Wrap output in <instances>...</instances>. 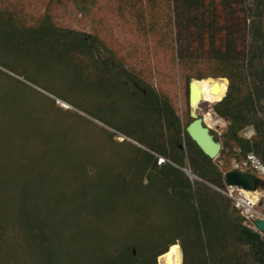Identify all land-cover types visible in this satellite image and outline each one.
<instances>
[{"label":"trees","instance_id":"16d2710c","mask_svg":"<svg viewBox=\"0 0 264 264\" xmlns=\"http://www.w3.org/2000/svg\"><path fill=\"white\" fill-rule=\"evenodd\" d=\"M106 2L122 21H131L146 58L169 55L174 69L169 82L178 79L184 94L181 111L174 94L157 86L93 26L63 22L67 10L90 17ZM3 57L17 67L41 58L59 63L75 73L84 90L102 93L119 87L125 112L113 111L107 122L95 118L114 131L100 128L103 142L76 124L84 120L78 116L66 120L40 108L38 113L72 124V132L91 137L99 153L109 146L126 149L130 168L106 170L92 160L73 164L81 198L72 204L71 219L76 214L81 230H95L81 240L80 232L74 233L66 238L67 247H59L56 242L70 217L57 222L44 217L27 205L26 189L12 207L8 189L25 188L29 179L35 180L26 175L54 166L45 155L60 152L61 143L40 140L42 130L20 122L17 104L34 105L37 91L0 71V254L10 252L18 234L21 241L13 243H24L35 264H158L175 244L182 264H264V231L248 228L222 193L224 173L233 170L234 162L253 154L264 165V0H0ZM209 78L227 80L225 95L212 106L226 123L220 136L211 131L222 143L215 159L186 132L191 121L188 84ZM95 111L103 115L102 109ZM249 128L252 133L245 136ZM117 135L125 139L113 141ZM42 177L36 181H48ZM259 178L264 181V175ZM121 223L129 229L125 233Z\"/></svg>","mask_w":264,"mask_h":264},{"label":"rangeland","instance_id":"374dc122","mask_svg":"<svg viewBox=\"0 0 264 264\" xmlns=\"http://www.w3.org/2000/svg\"><path fill=\"white\" fill-rule=\"evenodd\" d=\"M120 17L114 11L112 4L106 2L97 12H93L90 17L79 18L74 12L67 10L63 17V22L68 25H78L82 28L93 26L99 34L109 41L112 48L117 49L120 54L129 57L132 64H136L144 74L151 76L152 81L157 86L174 94L176 105L181 111L184 104V94L178 79L175 83L171 84L169 82L170 77L174 74L169 55L159 52L154 57L146 58L145 54L147 55L148 52H146L145 45L141 39L134 32V27L130 24L131 21H127V19L122 21ZM141 55L142 58H139ZM31 61L34 60H30V62L26 60V66L17 67L10 58L3 57L2 59L0 58V71L37 91V94H33L31 98L34 105L17 104V112L21 117L20 122L27 128L42 130L45 136L40 137V140L50 139L52 144L59 142L57 145L61 143L62 150L57 153L54 150L47 153L45 161L52 162L54 166L51 167L46 164L38 167L34 173L26 175L27 179L35 177V180L31 181L29 179V183L25 188L21 185L10 186L8 195L13 207L20 199L21 193L26 189L29 194L27 198H24L27 205L40 212L44 217L54 222L62 218L66 219V216L70 217L69 220H66L68 226L64 227L61 231V237L56 242L59 247L60 243L65 248L67 247L65 240L66 238L68 240L70 235L80 232L81 240L95 230V227L91 229L86 227L81 230L83 222H80L81 219L76 214L73 217L74 220L71 219L72 213H74L72 204L78 197L81 198L79 193L81 181L75 176L73 177V170H75L73 164H82L83 161L92 160L106 170L119 168L122 171H127L130 168V157L126 149H114L110 146L105 153L97 152L91 137L77 136L71 130V128H74L72 124L46 118L38 113V109H42L48 115L65 118L66 120L75 116L84 119L76 121V124L79 127L90 128L95 133L96 140L103 142L105 136L102 133V129L104 131H114L95 118L107 122V119L111 118L113 111L118 114L125 112L126 102L125 98H123L124 93L121 92L119 87H108L102 93L90 90L92 87L84 90L78 86V77L75 76L72 70L54 61H47L45 58L35 61L37 64ZM32 65L40 69L39 72H34ZM22 69H27L29 74H25L23 71L20 72ZM13 72L23 74V77ZM24 76L28 77L31 82L25 80ZM1 82L7 83L4 79H1ZM36 105L39 107H36ZM204 105L200 104L196 109L197 114L202 118L204 117L203 108L206 107ZM212 106H210V109L215 117V122L210 127V130L220 136L226 123L213 112ZM95 109H102L103 115L95 111ZM118 118L115 119L117 123L120 121ZM100 128L102 129L100 130ZM250 130L251 128L245 130L243 132L244 135L249 136ZM117 136L113 141H122L124 138L121 135ZM59 173L63 175L60 176ZM40 175H43V180L46 179L48 181L45 183L37 182L36 179ZM99 192H102V189ZM260 207L261 204L258 208ZM124 225L121 223L120 230H122V233L129 230H127V225ZM15 239L20 240L18 234H15L13 239H11L10 254H0V264H35L31 260V253L26 245L24 243L23 245L13 243ZM158 264H161L160 258H158Z\"/></svg>","mask_w":264,"mask_h":264},{"label":"water","instance_id":"95a60500","mask_svg":"<svg viewBox=\"0 0 264 264\" xmlns=\"http://www.w3.org/2000/svg\"><path fill=\"white\" fill-rule=\"evenodd\" d=\"M222 79H217L213 83L212 91H217L219 88L218 81ZM198 80L192 79L188 84V105H189V116L191 121L186 126V132L192 141L200 148V150L209 158L215 159L220 154L222 149V143L220 140L215 139L214 135L211 133L210 128H208L201 116L196 112L195 104L200 100V91L196 84ZM227 82V80H226ZM227 90V83L225 92ZM225 95V93H224ZM223 95V96H224ZM213 109V107H212ZM161 161H163L161 159ZM224 182L227 186H238L246 191H257L259 187H264V181L261 180L257 175L244 172L232 170L225 174ZM255 225L259 231H264V220L256 219L254 221ZM180 249V246H179ZM177 258L181 260L182 264V253L180 249V254H177Z\"/></svg>","mask_w":264,"mask_h":264},{"label":"built area","instance_id":"2783aa9c","mask_svg":"<svg viewBox=\"0 0 264 264\" xmlns=\"http://www.w3.org/2000/svg\"><path fill=\"white\" fill-rule=\"evenodd\" d=\"M233 170L244 172L248 170L258 177L264 175V165L253 154H248L241 162H234ZM225 174L226 173H224V178ZM222 193L232 200L234 207L243 217L246 226L253 231H259L254 221L256 219L264 220V191L257 190L251 192L238 186H227L225 184ZM260 204L261 207L258 208Z\"/></svg>","mask_w":264,"mask_h":264},{"label":"bare ground","instance_id":"6f19581e","mask_svg":"<svg viewBox=\"0 0 264 264\" xmlns=\"http://www.w3.org/2000/svg\"><path fill=\"white\" fill-rule=\"evenodd\" d=\"M215 82L214 79H204L198 80L196 82L199 91H200V100L196 102L195 107L198 108L200 104H205L204 111V123L205 125L210 128L215 122V117L210 109V106L213 105L215 102L219 101L224 93L226 88V79L219 80V88L217 91H212L213 83ZM180 254V249L177 244L172 245L169 250L160 256L161 264H180V259L177 258V254Z\"/></svg>","mask_w":264,"mask_h":264},{"label":"crops","instance_id":"0c3cea01","mask_svg":"<svg viewBox=\"0 0 264 264\" xmlns=\"http://www.w3.org/2000/svg\"><path fill=\"white\" fill-rule=\"evenodd\" d=\"M252 133V129L250 130V134Z\"/></svg>","mask_w":264,"mask_h":264}]
</instances>
